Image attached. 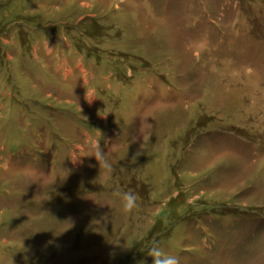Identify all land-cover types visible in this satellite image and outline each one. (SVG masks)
Returning <instances> with one entry per match:
<instances>
[{
  "label": "rangeland",
  "instance_id": "374dc122",
  "mask_svg": "<svg viewBox=\"0 0 264 264\" xmlns=\"http://www.w3.org/2000/svg\"><path fill=\"white\" fill-rule=\"evenodd\" d=\"M153 241L264 264V0H0V264H152Z\"/></svg>",
  "mask_w": 264,
  "mask_h": 264
},
{
  "label": "clouds",
  "instance_id": "9594fccd",
  "mask_svg": "<svg viewBox=\"0 0 264 264\" xmlns=\"http://www.w3.org/2000/svg\"><path fill=\"white\" fill-rule=\"evenodd\" d=\"M83 83H85V81H83ZM84 88H85L84 99L88 102H91L93 99L96 98L95 90L94 89L90 90V87H84ZM145 124H148V123H145ZM99 141H100V138L99 139L86 138V143L88 144L89 150L94 153L92 156L95 157V159L97 160L99 169L103 168L106 174L111 175L116 170L115 166L113 165V162L108 158V151L104 152L99 147ZM130 142H135V137H133L132 141ZM125 143L128 146V142H125ZM140 147L141 149H145L143 143L140 145ZM140 154L141 152L139 151L136 152L135 155L133 156V161H135V158L139 156ZM72 160H75V158ZM111 196L114 199L118 200L119 205H120V210L123 213L131 212L137 206V197L132 192H129V191L122 192L119 189H114L111 192ZM145 253H146V256L152 258V264H180L178 256L170 252H165L158 245L156 241H153L152 244L149 245L145 249Z\"/></svg>",
  "mask_w": 264,
  "mask_h": 264
}]
</instances>
